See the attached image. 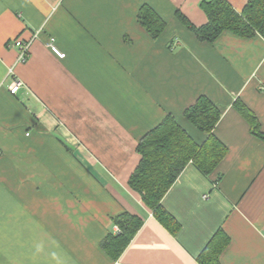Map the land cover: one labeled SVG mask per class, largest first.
<instances>
[{"label": "crops", "instance_id": "0c3cea01", "mask_svg": "<svg viewBox=\"0 0 264 264\" xmlns=\"http://www.w3.org/2000/svg\"><path fill=\"white\" fill-rule=\"evenodd\" d=\"M227 1L242 12L249 0ZM200 3L0 0V264H199L219 230L221 264H264V141L235 106L264 133V38L201 42L176 17L207 24ZM144 6L166 23L157 39ZM16 41L30 44L25 61ZM201 97L222 112L226 154L210 176L190 163L165 196L173 235L129 179L140 140L168 115L205 143L185 116ZM125 212L144 223L113 261L101 243Z\"/></svg>", "mask_w": 264, "mask_h": 264}, {"label": "trees", "instance_id": "16d2710c", "mask_svg": "<svg viewBox=\"0 0 264 264\" xmlns=\"http://www.w3.org/2000/svg\"><path fill=\"white\" fill-rule=\"evenodd\" d=\"M201 9L208 18L207 24L196 27L180 10L176 17L201 42L213 44L225 32L242 38L260 35L264 38V0H249L242 12H238L227 0H201ZM141 25L157 39L165 30L166 23L151 8L144 6L139 13ZM237 109L252 124L254 134L264 141L255 117L240 101ZM188 121L209 137L199 145L176 121L168 115L139 142L137 152L141 160L129 179V186L138 192L155 218L177 235L180 224L163 207L165 196L190 163L206 175L216 170L226 154L225 145L214 135L221 120L219 107L206 97H201L185 112ZM120 233L109 232L101 247L117 261L143 226L139 216L125 212L113 220ZM229 244V237L219 230L198 257L199 264H221V255Z\"/></svg>", "mask_w": 264, "mask_h": 264}, {"label": "built area", "instance_id": "2783aa9c", "mask_svg": "<svg viewBox=\"0 0 264 264\" xmlns=\"http://www.w3.org/2000/svg\"><path fill=\"white\" fill-rule=\"evenodd\" d=\"M54 41H55L54 39H51V42H50V44H49L50 48H51L52 51H53L56 55H58L60 58H65L66 55L63 54V53H61V52L57 49V47L54 45ZM15 46L21 50V60H22V61H25L26 58H27L26 56L29 54L30 44H29V43H24V42H22V41H16V42H15ZM20 86H21V82L16 81V82L12 85V87H11V89H10L11 94H17L18 91H19V89H20ZM115 229H116L117 232L120 233V229H119L118 227H116Z\"/></svg>", "mask_w": 264, "mask_h": 264}]
</instances>
